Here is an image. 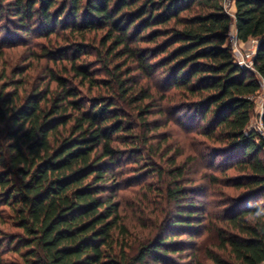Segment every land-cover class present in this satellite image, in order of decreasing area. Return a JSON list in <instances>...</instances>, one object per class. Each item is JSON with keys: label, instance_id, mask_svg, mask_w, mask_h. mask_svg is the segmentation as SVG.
Masks as SVG:
<instances>
[{"label": "trees", "instance_id": "obj_1", "mask_svg": "<svg viewBox=\"0 0 264 264\" xmlns=\"http://www.w3.org/2000/svg\"><path fill=\"white\" fill-rule=\"evenodd\" d=\"M232 1L235 19L224 0H0V62L49 43L22 60L47 62L32 84V63L0 65V264H177L170 256L192 250L193 238L194 264H264V139L251 128L264 91V0ZM233 24L240 40L258 41L255 72L235 62ZM92 34L100 69L86 61ZM165 102L191 116L194 162L213 170L211 185H222L219 173L241 192L215 190L226 199L212 203L218 212L189 201L207 187H188L190 162L169 135H152L169 124L150 121L167 115ZM145 153L168 157L169 169L147 170L170 209L141 243L120 195L125 166ZM204 234L212 247L198 244Z\"/></svg>", "mask_w": 264, "mask_h": 264}, {"label": "rangeland", "instance_id": "obj_2", "mask_svg": "<svg viewBox=\"0 0 264 264\" xmlns=\"http://www.w3.org/2000/svg\"><path fill=\"white\" fill-rule=\"evenodd\" d=\"M234 25H232L231 28H233ZM27 36H25L26 38ZM28 38V37H27ZM35 36H30L29 40H33ZM58 38L53 36L51 40L53 43L56 42ZM92 55L87 57L86 61L88 63H92L91 66H93L95 69H100L98 63L96 62L97 60V51L100 49L101 45V36L92 34L87 37ZM35 45H39L35 50L29 47H23L19 48L13 53H9L6 55L5 59H3L0 62V65L2 64H8L10 68H15L18 65L19 66H27L30 63L33 64V66H30V71L27 72L26 75L29 78V82L32 84V82L36 81V78L38 75L41 74L43 69H45V65L47 64L46 60H41L40 62L37 61V59L34 60H25L22 61L23 58L25 57H30L32 53H41L42 52V47L43 45H48V41L44 39H38L33 41ZM59 43L64 44L65 42L62 40V38H59L58 40ZM251 44V43H250ZM249 49H252L251 45H248ZM18 54V55H17ZM22 56V58H21ZM28 65V66H29ZM52 67V66H51ZM104 77V76H102ZM28 82V83H29ZM94 92H97L95 90ZM87 91L84 90V94H86ZM262 103H264V91L259 95L257 98V105L256 109L254 112V116L252 119L251 123V128H255L259 123H260V116L262 113ZM164 109H167V115L163 116H156L153 115L150 117V121H157L160 124L163 123H169L166 128H162L158 132L152 135H169L170 136V141L169 145L173 147L176 153H181L182 156L178 159L179 162L181 163L182 161H189L191 170H193L192 174L193 176L190 178L191 182L187 183V186H192L194 189V186L197 185H204L207 187V191L203 195V197H196L194 196L193 192L192 194L189 195L190 200L189 201H194V197L197 199V201H200L201 203H204L208 206V213L213 214L214 212H218L217 209L214 208V205L212 204L213 202H221L226 200L225 198H219V197H213L215 190H220L226 197L228 196H236L239 195L241 192L236 191L234 188H225L223 185L225 184V177L224 175H221L219 173H215V176L219 177L220 182L222 185H217V186H212L211 185V180L210 177L212 176L213 170H205L203 169L205 167V162L202 160H199L198 162H194V155L195 154V146H194V130L193 132H188V127L192 124L190 121V115L186 112H184L180 116H176L173 114V109H171L173 106L172 104H167L166 102L162 104ZM180 122V123H179ZM181 123H185V126L181 125ZM198 141H202L201 138L198 139ZM157 143V142H154ZM165 148V147H163ZM202 148H200L198 151H201ZM174 154L172 152L169 154L168 157H171ZM164 155V154H161ZM161 155L159 156H149L147 153H145V159L140 160L139 163L134 164L133 160L125 166V171L126 173L123 175V180H128L126 181V187L123 188L121 191L120 195V200L122 204V209L121 212L123 216L125 217V223L127 224L129 230L131 231V234L133 236V241L136 239L139 242L146 241L149 238H153L158 234V228L156 227L158 224H155L157 222V218L159 217V220L162 221L165 218V213L170 207L164 203L163 199L160 197H157V193L159 192V188L162 186V181L158 179L157 176L152 174L150 171L147 170L149 168H160L163 169L164 171L166 169H169L170 163L167 161L168 157L165 159L161 160ZM129 160H126L128 162ZM195 163V164H194ZM198 163V164H196ZM148 165V166H147ZM195 165V166H193ZM196 169H198L196 171ZM194 171H196L194 173ZM206 173H208V177H205ZM229 177H235L237 176V172L234 170H230L228 172ZM129 183H132L133 187H127ZM150 187L152 188L153 193H150L149 189ZM193 191V190H192ZM216 203V204H217ZM148 204H151L150 207H148ZM157 204V205H156ZM173 209V207H171ZM207 220L210 221V217L207 216ZM189 235L185 236H179L180 241H184L189 238ZM207 234H204L201 236V238H198V244L203 245V246H209L212 247L214 241V236L212 235L208 240H207ZM146 239V240H145ZM193 240L192 242V250H189L185 252L183 256H178V255H171L170 257L174 260L173 262L177 264H194V256H189V255H194V238L191 239ZM214 241V242H213ZM215 248V247H213ZM215 251H217L215 249Z\"/></svg>", "mask_w": 264, "mask_h": 264}, {"label": "built area", "instance_id": "obj_3", "mask_svg": "<svg viewBox=\"0 0 264 264\" xmlns=\"http://www.w3.org/2000/svg\"><path fill=\"white\" fill-rule=\"evenodd\" d=\"M224 9L226 13L233 19H235V4L232 0H224ZM231 28L228 38V44L232 50L235 62L243 69H248L255 72L254 61L258 49V41L250 40L249 42H243L239 39L235 24ZM251 43V44H250ZM248 45L252 46V49L247 48ZM263 110L260 116V123L254 128L264 139V126L262 122Z\"/></svg>", "mask_w": 264, "mask_h": 264}, {"label": "crops", "instance_id": "obj_4", "mask_svg": "<svg viewBox=\"0 0 264 264\" xmlns=\"http://www.w3.org/2000/svg\"><path fill=\"white\" fill-rule=\"evenodd\" d=\"M261 105H262V110H263V103Z\"/></svg>", "mask_w": 264, "mask_h": 264}]
</instances>
